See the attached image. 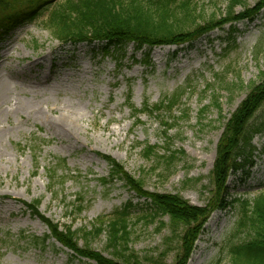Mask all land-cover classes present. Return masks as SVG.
Listing matches in <instances>:
<instances>
[{"label": "rangeland", "instance_id": "rangeland-1", "mask_svg": "<svg viewBox=\"0 0 264 264\" xmlns=\"http://www.w3.org/2000/svg\"><path fill=\"white\" fill-rule=\"evenodd\" d=\"M258 1L241 0L236 14ZM195 2L203 11L198 22L227 5V0ZM233 26L232 34L227 24L180 46L148 50L130 43L122 53L108 54L99 43L61 44L41 20L22 22L0 36V264H95L75 257L54 239L43 249L26 243L27 236L48 233L24 205L35 200L42 215L74 230L90 229L99 218L132 202L131 251L142 264H150L144 260L149 257H161L159 264L174 263L180 238L171 234L167 217H160L167 225L162 227L159 218L149 224L137 220L146 212L144 200L120 181L100 183L110 168L103 156L142 179L149 192L178 194L191 205L205 206L224 125L264 72V8L252 22ZM226 85L233 86L231 92ZM182 90L172 113L161 118L140 114L135 122L129 103L139 109ZM203 106L207 109L202 113ZM161 122L174 127L163 133ZM262 124L264 104L250 122ZM167 142L169 150L179 152L173 163L142 156L145 145H156L158 154L167 156ZM250 144L252 153L248 147L245 156L251 165L229 175V205L210 212L186 264L194 255L198 264H232L230 246L248 239L247 229L237 228L240 204L264 192V133ZM53 166H58L56 185L49 189L46 173ZM78 203L82 207L77 211ZM89 245L111 254L106 233Z\"/></svg>", "mask_w": 264, "mask_h": 264}, {"label": "trees", "instance_id": "trees-1", "mask_svg": "<svg viewBox=\"0 0 264 264\" xmlns=\"http://www.w3.org/2000/svg\"><path fill=\"white\" fill-rule=\"evenodd\" d=\"M240 1L227 0L224 10L215 8L216 11L207 19L198 22L203 11L198 10L199 6L195 0H0V36L22 22L41 20L43 27L61 44L100 42L103 44L105 54L122 53L129 43H133L137 49L146 46L148 50L161 45L180 46L195 41L213 29H222L227 24L232 27L230 28L232 34L235 32L233 30L235 23L253 21L264 8V0H259L255 6L245 8L243 12L236 14L235 8ZM232 40L234 41V38ZM232 87L225 86L230 92ZM182 95L183 90L170 97H163L155 104L144 102L139 109L129 103L130 113L135 122H139L140 114L161 118L166 112L172 113L180 105ZM213 103L217 108L220 107L218 98H214ZM263 104L264 72H259L257 80L249 85L248 94L224 125L209 176V184L212 187L210 197L203 207L189 204L178 194L145 190L142 179L131 176L122 165L109 156H103L110 168L108 176L99 179L100 183L106 185L114 180L122 182L138 199L144 200L146 212L137 220L149 224L159 218L161 227L168 225L171 234L174 237L179 236V253L173 264H186L210 212L229 205L226 202L228 177L239 170L244 171L251 165L245 156L246 149L249 147L248 153L251 154L252 138L256 134L264 133V124L250 125L254 114ZM206 109L207 107L203 106L201 112ZM185 110L182 111V115H185ZM161 125L165 127L163 133L174 127L165 122H161ZM166 145L167 156H160L156 145L142 146V156L147 160L165 158L167 163L171 164L179 152L169 150L168 142ZM31 151L37 163V152L35 149ZM35 169H38L37 164ZM57 169L58 166H53L46 173L49 189L56 185ZM24 205L32 216L38 217L47 226L48 230V234L42 237L27 236L26 243L30 246L43 249L47 246V241L53 238L72 251L75 257L87 258L95 264H142L141 258L129 247L132 235L131 210L134 208L132 202L115 210L110 216L99 218L90 229L78 230H74L70 225L61 226L42 215L38 211L39 200ZM75 207L77 211L81 210L82 203L76 204ZM240 210L242 215L237 228H246L248 239L230 246L231 262L264 264V192L256 194L250 200H242ZM164 216L168 219L167 225L160 221V217ZM102 233H106V247L111 252L110 256H105L89 245L91 239L99 237ZM21 237L26 239L24 235ZM80 237L83 238L82 245L79 244ZM171 239L172 236L166 238V241ZM144 260L150 264H159L161 257L158 259L149 257Z\"/></svg>", "mask_w": 264, "mask_h": 264}, {"label": "bare ground", "instance_id": "bare-ground-1", "mask_svg": "<svg viewBox=\"0 0 264 264\" xmlns=\"http://www.w3.org/2000/svg\"><path fill=\"white\" fill-rule=\"evenodd\" d=\"M155 54H158L159 53V50H154L153 51ZM207 227V224L205 226V228ZM195 259H197L196 255L192 256L190 259H189V262L188 264H198V261L196 262H193Z\"/></svg>", "mask_w": 264, "mask_h": 264}]
</instances>
